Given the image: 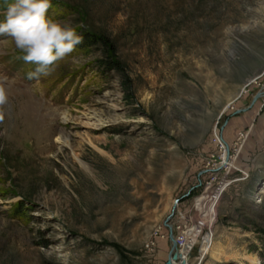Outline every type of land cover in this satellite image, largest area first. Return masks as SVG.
I'll return each mask as SVG.
<instances>
[{
  "label": "rangeland",
  "instance_id": "rangeland-1",
  "mask_svg": "<svg viewBox=\"0 0 264 264\" xmlns=\"http://www.w3.org/2000/svg\"><path fill=\"white\" fill-rule=\"evenodd\" d=\"M51 4L102 39L30 80L0 36V264H264V0Z\"/></svg>",
  "mask_w": 264,
  "mask_h": 264
},
{
  "label": "clouds",
  "instance_id": "clouds-1",
  "mask_svg": "<svg viewBox=\"0 0 264 264\" xmlns=\"http://www.w3.org/2000/svg\"><path fill=\"white\" fill-rule=\"evenodd\" d=\"M51 6V0H14L0 19V36L10 37L15 48L23 53L19 58L35 65L27 73L30 80L50 75L56 63L82 42L74 27L48 16ZM7 101V87L0 80V106Z\"/></svg>",
  "mask_w": 264,
  "mask_h": 264
},
{
  "label": "water",
  "instance_id": "water-1",
  "mask_svg": "<svg viewBox=\"0 0 264 264\" xmlns=\"http://www.w3.org/2000/svg\"><path fill=\"white\" fill-rule=\"evenodd\" d=\"M257 77H258V75H255L254 77L247 79V80H246V83H245V86H247L248 84H250V83H251L255 78H257ZM259 95H260V94H257V95L255 96V98L252 100V102H251V104L248 106V108L251 107V106L253 105L254 101L256 100V98H257ZM243 110H246V108H244V109H237V110H235L232 114L235 115V114H237V113H240V112L243 111ZM166 225H167L168 230H169V239H170V242H171L172 252H173L172 255H169V258H170L171 256H173L175 259H177V258H181V254L179 253V251H178V249H177V244H176L175 238L173 237V234H172V227H171V225H169L168 223H166ZM169 258H168V260H169ZM168 260H167V262H168ZM167 262H166V264H167Z\"/></svg>",
  "mask_w": 264,
  "mask_h": 264
},
{
  "label": "trees",
  "instance_id": "trees-1",
  "mask_svg": "<svg viewBox=\"0 0 264 264\" xmlns=\"http://www.w3.org/2000/svg\"><path fill=\"white\" fill-rule=\"evenodd\" d=\"M80 36L82 37V42L80 44L82 47H86V48H89L93 46L94 44L101 42V39H102L90 32L81 33ZM101 63L103 64V67H105L106 69L114 68V66L111 64H110L111 67L109 66V60L102 61Z\"/></svg>",
  "mask_w": 264,
  "mask_h": 264
},
{
  "label": "built area",
  "instance_id": "built-area-1",
  "mask_svg": "<svg viewBox=\"0 0 264 264\" xmlns=\"http://www.w3.org/2000/svg\"><path fill=\"white\" fill-rule=\"evenodd\" d=\"M177 240V239H176ZM179 242V241H178ZM153 244V242H151Z\"/></svg>",
  "mask_w": 264,
  "mask_h": 264
}]
</instances>
